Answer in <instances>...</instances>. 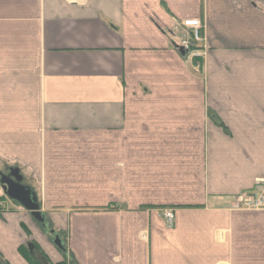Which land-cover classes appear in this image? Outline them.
Masks as SVG:
<instances>
[{
  "label": "crops",
  "instance_id": "crops-1",
  "mask_svg": "<svg viewBox=\"0 0 264 264\" xmlns=\"http://www.w3.org/2000/svg\"><path fill=\"white\" fill-rule=\"evenodd\" d=\"M189 19L201 60L177 48ZM16 168L78 264H264V211L235 205L264 182V0H0V175ZM7 201L3 258L35 242L61 262Z\"/></svg>",
  "mask_w": 264,
  "mask_h": 264
},
{
  "label": "built area",
  "instance_id": "built-area-1",
  "mask_svg": "<svg viewBox=\"0 0 264 264\" xmlns=\"http://www.w3.org/2000/svg\"><path fill=\"white\" fill-rule=\"evenodd\" d=\"M181 47L188 53V60H201L205 50L201 47L204 43L203 24L198 19L182 21ZM235 205L242 210L263 212L264 211V188L257 185L255 190L248 194H242L235 200ZM161 216L172 225L175 220V210L166 208L161 210Z\"/></svg>",
  "mask_w": 264,
  "mask_h": 264
},
{
  "label": "water",
  "instance_id": "water-1",
  "mask_svg": "<svg viewBox=\"0 0 264 264\" xmlns=\"http://www.w3.org/2000/svg\"><path fill=\"white\" fill-rule=\"evenodd\" d=\"M177 48L179 49L178 51L182 58L186 59L188 53L182 47ZM23 181L24 176L18 168L10 169L9 175L3 173L0 175L1 189L9 201L21 206L30 214L31 218L42 228V230L48 231V218L42 211V205L37 197V193L32 187L24 185ZM50 233V235H53L56 232L52 230ZM53 244L61 251H65L59 235L54 237Z\"/></svg>",
  "mask_w": 264,
  "mask_h": 264
},
{
  "label": "trees",
  "instance_id": "trees-1",
  "mask_svg": "<svg viewBox=\"0 0 264 264\" xmlns=\"http://www.w3.org/2000/svg\"><path fill=\"white\" fill-rule=\"evenodd\" d=\"M211 118L219 126L222 125L220 122H218L216 120L217 118L213 114H211ZM257 185H260L261 187L264 188V182H258ZM257 185L253 189H251L249 191H246L243 194H248V193L253 192L255 190V188L257 187ZM0 190L2 191L1 188H0ZM1 194H2V196L0 197V202H1V199L2 200H9L5 196V194L3 193V191H2ZM166 208H171V209H174L175 210V208H173V207H161L160 209L163 210V209H166ZM194 208H198V207H194ZM2 211L3 210L0 207V214L2 213ZM175 218H176V216H175ZM173 225H174V222H173L172 225H169V226L171 227ZM25 231L29 234V230L26 227H25ZM57 234L59 235V238L61 239V241L63 243V248L65 249V251H61L59 249V251L63 254V260L61 262L57 263V264H78L77 261L75 260V258L67 251V248H66L67 235L65 233H62V232H59V233L57 232ZM51 240H53V239H51ZM22 253L26 256L27 261H28L29 264H53L51 262L50 258L47 256V254L35 242L34 243H31V249L30 248H28V249L27 248H25V249L23 248ZM0 264H9V262L3 258V256L1 255V253H0Z\"/></svg>",
  "mask_w": 264,
  "mask_h": 264
},
{
  "label": "flooded vegetation",
  "instance_id": "flooded-vegetation-1",
  "mask_svg": "<svg viewBox=\"0 0 264 264\" xmlns=\"http://www.w3.org/2000/svg\"><path fill=\"white\" fill-rule=\"evenodd\" d=\"M9 174H10L9 172H8V173H5V175H9ZM47 220H48V219H47ZM47 229H48V231H45V232H47V234H48L52 239H54V237L57 236V234L55 233V234H53V235H50V234H51L50 232H51L52 230H50V229H51V225H50L49 220H48V228H47Z\"/></svg>",
  "mask_w": 264,
  "mask_h": 264
},
{
  "label": "rangeland",
  "instance_id": "rangeland-1",
  "mask_svg": "<svg viewBox=\"0 0 264 264\" xmlns=\"http://www.w3.org/2000/svg\"><path fill=\"white\" fill-rule=\"evenodd\" d=\"M2 170H3V168H2ZM26 183V179L24 178V181H23V184L24 185H26V186H29V185H27V184H25ZM29 187H31V186H29ZM7 203L10 205V206H15V205H13V204H11L10 202H9V200L7 201ZM13 208V207H12ZM19 208V207H18ZM36 224V226H37V228L40 230V227H39V225L37 224V223H35ZM41 231V230H40ZM50 237V236H49ZM50 239H52L51 237H50ZM30 249H31V247H29Z\"/></svg>",
  "mask_w": 264,
  "mask_h": 264
}]
</instances>
